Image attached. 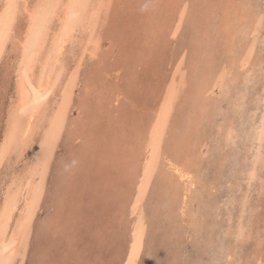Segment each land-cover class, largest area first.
Here are the masks:
<instances>
[{"label": "rangeland", "instance_id": "rangeland-1", "mask_svg": "<svg viewBox=\"0 0 264 264\" xmlns=\"http://www.w3.org/2000/svg\"><path fill=\"white\" fill-rule=\"evenodd\" d=\"M112 7L101 36L99 55L93 58L86 55L87 61L81 68L75 104L69 115L71 122L66 126L59 143L61 146L57 147L47 193L39 208L23 263L128 264V256L134 253L133 264H264V167L261 166L264 162L256 165L257 169L261 166L256 177L258 174L261 177L255 178L261 181H248L252 171L250 167L255 166L253 158L260 145L252 141L256 135L251 141L252 136L248 139L250 144L254 142L249 146L245 138L248 131L252 132L257 126L264 111V103L260 101L261 106L257 103L259 94L260 97L264 95V41L260 39L264 40V0H114ZM248 13L257 17L258 28L253 31L250 44L247 42L249 45L239 46V52L242 49V54L251 51L254 60L258 57L254 63L250 60L246 68L249 66L251 70L257 64L254 73L256 76L259 74L256 78L259 80L252 76L250 79L255 80V84L243 78L224 91L220 83L227 70L225 63H229L228 57H231L228 36L233 33L232 37L238 39L241 34L235 24L239 15ZM255 45L263 56L259 55L260 49L254 48ZM10 55H6L5 64L0 68V112L6 111L9 98L13 96L15 68L9 63L13 58V54ZM180 60L187 71V86L177 104L175 116L166 125L168 134L163 144L166 153L156 156L155 172L159 170L160 173L162 169L170 174L173 172L168 160L175 155L173 150L177 142L182 141L185 148L188 143L191 147V143L201 142L202 146L204 144L203 153L195 154L201 157H198L200 164H197V172L200 170V173L194 172L199 181L198 184L194 180L198 188L195 187L200 192L193 189L192 198L194 196L198 200L190 202L188 218L170 219L166 215L168 210L162 207L163 198L167 197V186L162 184L160 177L163 173L153 175L151 181L154 179V182L150 183L144 203L147 213L154 208L149 214L147 236L152 241L151 245L142 244L145 248L140 246L136 250L135 245L139 243L133 239V231L139 212L134 214L132 211L133 196L140 185L142 166L149 155L148 134L170 83L178 79L176 72ZM73 66L74 63L72 70ZM204 79L211 84L210 95L201 99L198 88ZM242 96L245 100L239 98ZM236 101L240 103L241 111L233 108ZM201 105L206 108L203 115L204 107ZM192 107L198 113L193 128L196 125L199 131L194 135H190L184 123L188 112H193ZM255 111L256 114L252 113ZM3 112L0 117L4 116ZM81 117V121H76ZM3 119L0 118V139ZM231 120L236 125V132L234 140L225 145L224 130ZM254 122L257 124H252ZM176 181L179 182L178 177ZM210 184L214 185L211 187ZM155 195L157 199L152 200ZM154 212L159 215L156 221ZM191 218L199 222L205 218L202 233L196 230V221L193 222L195 226L192 225ZM50 220L54 223L50 224ZM240 225L245 227L242 238L234 237ZM180 242L183 243L181 246Z\"/></svg>", "mask_w": 264, "mask_h": 264}, {"label": "bare ground", "instance_id": "bare-ground-1", "mask_svg": "<svg viewBox=\"0 0 264 264\" xmlns=\"http://www.w3.org/2000/svg\"><path fill=\"white\" fill-rule=\"evenodd\" d=\"M113 1L114 0H0V68H3L1 66L3 64V61L6 59L5 58L6 55L9 57L10 54H13V58L11 57L13 60L11 59V62L9 63L10 65L12 63V65L14 66L13 67L11 65L13 69L15 68V70H13L14 71L13 72L14 83L12 89L13 96L9 98V104L8 105L6 104L7 105L6 111L5 112H3V110L1 111L4 113V116H2L4 117L3 119L4 124H3V128H1L2 136L0 139V264H24L23 261L26 259V255L28 253V248H29L28 241L31 239L33 235L34 226L36 224V218L38 216L37 214L47 193L48 181L51 176L52 167L56 157V150L58 145H60L59 143L62 140V137H64L66 126L68 125L69 122H71L69 121L70 120L69 115L71 113L73 103L75 101L74 100L75 89L78 85V81L80 79L79 77L81 76L80 73H82L81 68L83 66V63L87 61L85 60L86 55H90L91 58L99 55V50L101 48V41H102L101 36L103 34V31L105 30L106 25L108 24L109 21L108 19L110 18L109 12H110V8H113L112 7ZM227 3L229 2L227 1ZM239 16L240 17L237 20L238 23L235 24L236 25L235 27L239 29L238 33H240L241 35L238 37V39L235 38L234 36L232 37L231 34L233 33H231L230 36H228L230 42L229 44L230 46L228 47H230L229 53L231 54V57H228L229 63H225V65H227V70L225 71L224 78L223 79L221 78V83H220L224 91L225 89L229 88L230 85H232V83L235 84L237 80L243 81L244 78L246 81H250L251 80L250 78H252V76L255 79L259 76V74L258 76H256L257 74L255 75L254 73L255 69H257L255 67L257 64L256 65L254 64L251 70L248 69L249 66H247L246 68V65L251 63L250 60H254L251 51L248 52L247 54L246 52L242 54L241 53L243 50L242 49L241 52H239L240 51L239 48L242 45L244 46L245 44V46H247L246 44L248 43L250 44L249 39L251 38L253 31H255L256 28H258L257 17H255L254 14L252 15L251 13H248L246 16L242 14ZM234 21H236V19ZM227 24L228 23L226 21L225 22L226 27ZM232 31L233 30H231V32ZM263 33H264V29H263ZM259 35L263 36L260 33ZM260 39L264 41L262 38ZM253 41H255V39ZM258 46L260 47V45ZM253 47L251 49H253ZM256 47L257 46L255 45L254 48ZM259 49L260 48H258V50ZM259 52H260L259 55H261L262 52L261 49ZM78 53L80 55L78 56V58H76ZM262 53L264 54V52ZM243 55L245 57L244 59H243ZM73 57H75L76 59L74 58L75 59L74 60ZM257 58L255 60H257ZM241 59H243V61ZM255 60L253 61V63L255 62ZM260 61L263 62L264 60L263 61L260 60ZM72 63H74L75 65L73 66L74 67L73 70L71 69ZM184 65H185L184 62L180 60L178 66L179 68L176 72L178 79L175 81L176 79L175 78L173 82L170 83L169 90L162 102L161 110L160 112L157 113L156 121L151 126L153 128L150 129V133L148 134V136L150 137V141H149L150 148L148 151L149 155L147 156V159H145V162L142 166V170H141L142 177L140 180V185L133 196L134 200L132 204V211H134L133 213L137 214V212H139L137 214V216L139 215L138 222L135 225L133 231V239H135V241L140 244V245L139 244L135 245L136 250H138L142 244L149 243L151 245L150 242L152 240L147 239V236H149L148 225L151 219L150 215L154 208H151L152 211H149L147 213L146 209L144 208V203L147 198V195H149V187L152 184L151 182H154V179L153 181H151V178L153 177V175L155 174L157 175L159 173V170L156 171L157 173L155 172V167L157 166L155 165L156 156L158 155V153L161 154L166 153L164 152L165 150H163L164 139H166L168 134V129L166 125L171 123L169 122L171 121L170 119H172V117L175 116L174 114L177 110L176 109L177 104L181 100V95H183L184 93L185 86H187V71ZM213 78H215V76ZM262 78L260 77V79ZM253 81L255 82V84L257 83L255 80ZM215 83L216 82L214 81V84ZM200 84L201 85H199L198 92H199V96L202 99L210 95L209 88L211 84H208L206 79L202 80ZM260 96L261 94H259L260 100L257 97V99L259 100L257 101L258 104L260 103V101L264 103V95H262V97ZM239 98L244 99L243 96ZM203 107H204L203 112L201 113L202 115L204 114V109H206L205 106ZM89 108L90 105L88 109ZM233 108L239 111L241 109L240 103L238 104V101H236L233 104ZM79 109L81 110V108ZM192 111L193 112L191 113L188 112L189 116H187L188 118L186 117V121L184 122L187 126V130L190 132V135H194V133L196 134L199 131L196 125L193 128V124H195L197 120V114H198L197 110L194 107H192ZM252 113L256 114V111ZM255 114L253 116H256ZM2 117L0 118L2 119ZM79 119L76 121H81L82 117ZM232 120L228 122L229 124L226 125L227 127V128L225 127L226 131L223 129L225 132V138H224L225 145H228L229 142L234 140L236 125H234V122H232ZM76 121L72 120V122L74 123H77ZM252 124H255V122ZM243 126L246 127L245 124ZM251 127L253 128L254 126ZM256 127L252 129L253 132V130L256 128L255 129L256 132L254 131L255 134L248 131V134L245 136V138L247 139L246 141L249 142V143L246 142L248 146L254 144L255 141H257L258 144L260 145L257 149L258 154L257 155L255 154L256 156H254L253 158L254 160L251 159L254 161L253 164L255 166L252 168L250 167L252 171L249 173L250 180L248 181H251V179L256 180V178L259 177V174L258 177H256V173H258L257 170H260L261 166L264 167L263 164H261L260 169H257L256 166L260 162H264V155L262 156V151H261L263 147L261 144H263L264 142V111L261 114V120H259V123L257 124ZM253 136H255V138L252 140ZM248 139L250 141L251 140L252 141L255 140V141L250 144V141ZM191 144H193L191 145V147H189L190 143H188V146L185 148L184 146H182V141L177 142L175 149L173 150V153H175V155H173L172 159L168 160L170 163V169L174 173L172 172L170 174V172L168 173V171L164 172L162 171L163 169L159 173V174L163 173V176L162 174L160 176L163 179V181L162 180L161 181L163 185L167 186V188H165L167 189L166 190L167 197H165V199L163 198L164 202L162 203L163 204L162 207L168 210L167 211L168 214L166 215H168L170 219L173 218L176 219L175 217H177L180 220L183 219V217L188 218L189 217L188 212L190 211L187 212V210H190L189 208L190 202L192 200L193 201L198 200V198L194 199V196L192 198L193 189L197 187L196 186L197 184L195 183L197 181V177H195L194 172H196L197 174L200 173V170L197 172V164L198 165L200 164L199 158L201 157H199L198 155L196 156L195 154L203 153L202 150L204 148V144L203 146L201 142L191 143ZM244 147L246 148V146ZM253 147L254 146H252V148ZM181 148L184 149L181 150ZM248 149L251 148L248 147ZM163 155L165 156V154ZM241 159L243 158L241 157ZM246 161H248L247 158ZM239 171H241L240 168ZM246 174L248 175V172ZM176 177L179 178V182L176 181ZM263 180L262 182H264ZM197 183L199 184V181H197ZM213 185L210 184L211 187ZM158 192L159 191L157 190V193ZM168 193H170L171 195H168ZM156 195L155 197L153 196L152 200L156 198ZM212 210L214 211V209ZM198 211H200V209ZM156 213L155 212L153 213V218H155V221L156 219H159L158 217L159 215L157 216ZM178 215L180 218L178 217ZM198 215L201 216V214L199 213ZM191 219H192V225L193 226L196 225L195 226L196 230L202 233L206 224L205 218H201L200 219L201 222H199V220H194L193 218ZM186 221L188 222V220ZM193 222L195 225L193 224ZM53 223L54 222L52 221L50 222V224ZM190 227L192 226L190 225ZM193 231L195 232L194 228ZM244 231H245V227L240 225L239 231L236 233V235L234 234V237L235 236L241 237ZM183 234H185V232ZM195 241H197L196 238ZM181 244L183 243L180 242V246ZM142 248L145 247L143 246ZM128 257L130 258L129 260L130 263L128 264H133L134 253ZM161 264H163V262Z\"/></svg>", "mask_w": 264, "mask_h": 264}]
</instances>
